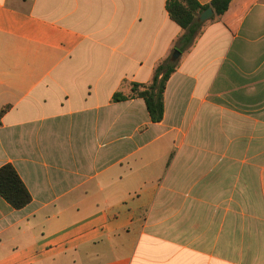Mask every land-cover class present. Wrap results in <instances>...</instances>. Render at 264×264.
I'll use <instances>...</instances> for the list:
<instances>
[{"label":"crops","instance_id":"0c3cea01","mask_svg":"<svg viewBox=\"0 0 264 264\" xmlns=\"http://www.w3.org/2000/svg\"><path fill=\"white\" fill-rule=\"evenodd\" d=\"M167 1L0 0V264H264V0L175 60ZM168 59L161 122L113 101Z\"/></svg>","mask_w":264,"mask_h":264},{"label":"trees","instance_id":"16d2710c","mask_svg":"<svg viewBox=\"0 0 264 264\" xmlns=\"http://www.w3.org/2000/svg\"><path fill=\"white\" fill-rule=\"evenodd\" d=\"M233 0H212L209 5H201L197 0H168L166 9L170 18L179 25L184 34L178 40L175 50L183 53L191 47L195 39L201 34L204 23L198 21L199 15L208 8H212L216 16L224 15ZM177 62L168 59L155 70L153 79L149 85L135 83L132 85V93L125 96L117 93L113 97L114 102L125 101L133 98L144 99L153 123L163 120L164 91L166 83L175 71ZM4 110L0 113V116ZM0 195L16 210H20L31 201V195L11 164L0 168Z\"/></svg>","mask_w":264,"mask_h":264},{"label":"water","instance_id":"95a60500","mask_svg":"<svg viewBox=\"0 0 264 264\" xmlns=\"http://www.w3.org/2000/svg\"><path fill=\"white\" fill-rule=\"evenodd\" d=\"M214 15H215V13H214L213 9L208 8L199 15L198 21L201 23H204V22L210 20ZM178 56H179V52L176 51L175 54L173 55V59L175 60Z\"/></svg>","mask_w":264,"mask_h":264}]
</instances>
